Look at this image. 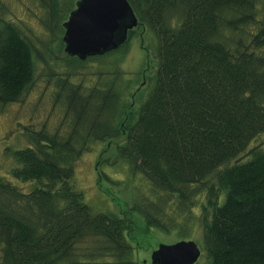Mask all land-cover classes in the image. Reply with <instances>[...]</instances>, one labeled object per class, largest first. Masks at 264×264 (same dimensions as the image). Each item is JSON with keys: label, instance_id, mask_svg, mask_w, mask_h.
I'll list each match as a JSON object with an SVG mask.
<instances>
[{"label": "trees", "instance_id": "trees-1", "mask_svg": "<svg viewBox=\"0 0 264 264\" xmlns=\"http://www.w3.org/2000/svg\"><path fill=\"white\" fill-rule=\"evenodd\" d=\"M127 1L137 26L118 49L86 61L124 55L136 31L148 30L155 68L145 79V70L136 74L138 84L116 70L87 93L61 81L70 133L30 129L28 147L11 152L13 177L38 186L24 193L0 173V264H133L132 213L144 232L186 236L199 226L208 264H264V144L250 148L264 133V23L248 44L221 40L225 23L253 21L255 0ZM40 3L55 22L60 0ZM35 51L0 15V105L34 83ZM112 141L113 164L124 163L150 192L120 215L93 214L73 186L75 161L93 142ZM103 163L98 182L116 184L99 171Z\"/></svg>", "mask_w": 264, "mask_h": 264}, {"label": "rangeland", "instance_id": "rangeland-1", "mask_svg": "<svg viewBox=\"0 0 264 264\" xmlns=\"http://www.w3.org/2000/svg\"><path fill=\"white\" fill-rule=\"evenodd\" d=\"M77 2L78 0H60L55 22H53L50 13L46 12L40 0H0L2 18L18 26L24 35L30 38L36 50L34 55H41L34 56L36 69L32 86L18 102L0 105V173L5 180L24 193L33 190L38 183L32 181L24 184L13 177L11 171L19 165L11 156V152L28 147L29 140L26 133L30 129L40 131L44 128L47 133H57L59 136L70 133L71 116H66L67 94L65 90L61 91V81L65 82V86H81L83 93H87L90 88L112 76L116 70L121 74L118 80L122 82L134 80L138 84L141 80V77H138L139 73L145 70L143 72V79H145L155 68L153 59L156 55L157 39L148 30L136 31L124 55L120 53L100 60L86 61L84 65L75 67L77 64L73 62L72 57L61 50L64 33L59 27L60 25L63 27L64 19L68 18ZM252 20L247 23H238L236 29L225 23L221 30V40L225 38L232 49L238 42L248 44L250 35L256 33L264 23V0H255ZM121 56L122 59L116 61ZM100 76L103 78L102 81ZM144 84L145 82L142 83ZM135 102L137 105V101ZM263 144L264 133L251 142L250 148ZM104 148L107 150L102 153ZM116 150L114 141L109 145L107 142H93L90 145V151L82 154L75 161L73 186L77 191L82 192L84 202L93 214L120 215L122 211L130 207L132 202L150 192L146 181L139 175L131 176L124 163L117 160L113 164ZM244 157L245 154L241 156V158ZM100 159H103L105 163L99 167V171L117 182L116 184H110L105 178L98 182L96 162ZM30 184L32 186L29 187ZM132 217L136 227L133 241L128 238L127 241L134 248L133 264H151L152 254L158 246L172 245L180 241H193L200 249V257L195 264H208L199 226H195L186 236H180L174 232L165 234L158 230L144 232L141 217L136 213H132ZM80 260L96 264L86 258H80ZM102 262L105 260L101 259L99 264H103Z\"/></svg>", "mask_w": 264, "mask_h": 264}, {"label": "water", "instance_id": "water-1", "mask_svg": "<svg viewBox=\"0 0 264 264\" xmlns=\"http://www.w3.org/2000/svg\"><path fill=\"white\" fill-rule=\"evenodd\" d=\"M137 23L127 0H78L63 23V50L82 62L103 56L118 49ZM199 257L193 241H180L158 246L151 264H195Z\"/></svg>", "mask_w": 264, "mask_h": 264}]
</instances>
